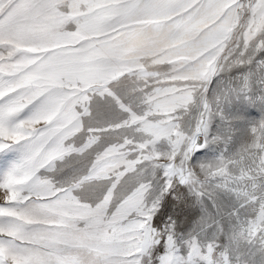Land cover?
Returning a JSON list of instances; mask_svg holds the SVG:
<instances>
[{"label": "snow or ice", "instance_id": "6c2138e0", "mask_svg": "<svg viewBox=\"0 0 264 264\" xmlns=\"http://www.w3.org/2000/svg\"><path fill=\"white\" fill-rule=\"evenodd\" d=\"M0 264H264V0H0Z\"/></svg>", "mask_w": 264, "mask_h": 264}]
</instances>
